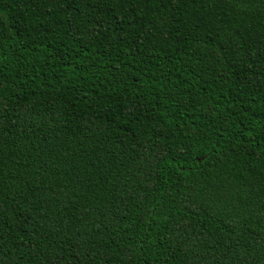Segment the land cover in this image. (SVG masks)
Masks as SVG:
<instances>
[{
    "label": "trees",
    "instance_id": "obj_1",
    "mask_svg": "<svg viewBox=\"0 0 264 264\" xmlns=\"http://www.w3.org/2000/svg\"><path fill=\"white\" fill-rule=\"evenodd\" d=\"M0 264H264V0H0Z\"/></svg>",
    "mask_w": 264,
    "mask_h": 264
},
{
    "label": "water",
    "instance_id": "obj_2",
    "mask_svg": "<svg viewBox=\"0 0 264 264\" xmlns=\"http://www.w3.org/2000/svg\"><path fill=\"white\" fill-rule=\"evenodd\" d=\"M204 157H202L201 159L198 160V162H200Z\"/></svg>",
    "mask_w": 264,
    "mask_h": 264
}]
</instances>
